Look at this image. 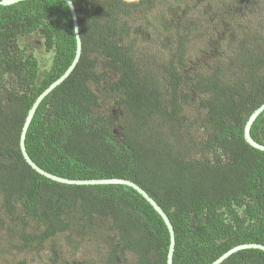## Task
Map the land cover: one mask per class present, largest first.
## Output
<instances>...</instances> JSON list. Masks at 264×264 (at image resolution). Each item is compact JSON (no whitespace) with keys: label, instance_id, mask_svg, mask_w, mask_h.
I'll use <instances>...</instances> for the list:
<instances>
[{"label":"trees","instance_id":"1","mask_svg":"<svg viewBox=\"0 0 264 264\" xmlns=\"http://www.w3.org/2000/svg\"><path fill=\"white\" fill-rule=\"evenodd\" d=\"M161 1L73 0L81 58L38 106L26 148L58 176L134 181L173 224L174 264H210L264 245V151L244 136L264 103V0H174L170 18L149 17ZM150 23L164 33L153 52ZM76 49L67 1L0 4V264H167L169 229L136 189L59 182L22 154L29 110ZM251 135L264 144V110ZM61 236L88 259L57 261ZM221 264H264V250Z\"/></svg>","mask_w":264,"mask_h":264},{"label":"water","instance_id":"2","mask_svg":"<svg viewBox=\"0 0 264 264\" xmlns=\"http://www.w3.org/2000/svg\"><path fill=\"white\" fill-rule=\"evenodd\" d=\"M22 0H0V4L2 5H10L13 3H17ZM70 6L72 16H73V22H74V28H75V34H76V39H77V49H76V54L74 57V60L72 61L71 65L68 67V69L63 73L61 77H59L57 80H55L53 83H51L35 100L33 103L31 109L28 112V115L25 119V122L22 127L21 135H20V148L22 151V154L26 161L39 173L45 175L48 178L57 180L59 182L63 183H69V184H108V183H113V184H125L132 186L134 189H136L139 193H141L156 209V211L162 216L164 219L169 232H170V245H169V250H168V259H167V264H174L173 262V257H174V252H175V245H176V237H175V230L173 227V224L167 215V213L164 211V209L158 204V202L151 197V195L140 185L135 183L134 181H131L129 179L125 178H118V177H113V178H92V179H71V178H66L62 176L55 175L53 173H50L46 171L45 169L41 168L39 165H37L32 158L30 157L27 148H26V134L27 130L30 126V123L35 115V112L40 105V103L43 101V99L58 85H60L65 79H67L70 74L73 72L75 69L76 65L78 64L81 54H82V39H81V34H80V28H79V20L77 16V10L75 7V4L73 0H65ZM264 110V103H262L249 117V119L246 122L245 128H244V136L246 141L252 145L253 147L263 150L264 151V144L259 143L257 140H255L252 135H251V127L258 115ZM247 248H258L261 250H264V245L260 243H242L238 244L231 249L227 250L224 252L220 257H218L216 260L211 262L210 264H221L226 258H228L231 254L242 250V249H247Z\"/></svg>","mask_w":264,"mask_h":264},{"label":"rangeland","instance_id":"3","mask_svg":"<svg viewBox=\"0 0 264 264\" xmlns=\"http://www.w3.org/2000/svg\"><path fill=\"white\" fill-rule=\"evenodd\" d=\"M191 1L192 0H188V2H190V3H191ZM174 4H175V1L174 0H163V1H161V3H157V7H154L152 9L151 13H149V17H152V15L155 14V15H158V17H162L163 19H167L169 17L167 15L168 14V11H169V10H167V8H168L169 5H174ZM179 13H181V14H179L180 16H183V12H179ZM189 18H194L195 19L196 18V15L190 14L189 15ZM141 23H142V26H145L147 24L145 20H142ZM148 28H150V32L153 30L152 31V35L150 37L151 38V51L152 52L153 51H157V49L160 46V42H161L160 41L161 40V37L160 36H163L164 33L162 32V33H160L161 35L155 36V34H157L156 31H158V28H155L152 23H150V26ZM153 32H155V33H153ZM205 41H206V39H201L198 42L199 46L198 47H195L194 46V50L197 51V52L199 50V52L201 53V51L204 50V49L202 50V48H204L206 46ZM37 54H38V56L40 58H42L43 61H48V58H50V54H47L44 51H37ZM224 210L227 211V209H224ZM5 245H6V241L3 242L2 247H5ZM60 245H62V246H60ZM57 246L60 248L59 249V253L61 254V256H59V258H57V261H59L61 258H70V259H76L75 262L76 261L77 262H81V260H83V259L86 260L89 257V256H87V257L85 256L86 253L83 252V250H80L78 252V254H76V255L75 254H72V247H71L70 244H68L66 242V240L64 239L63 236H61V238L60 237L58 238ZM91 251L94 252L93 251V247H91ZM14 252H16V251H14ZM50 254H51V252H50V250L48 248L45 249V251L42 253V257H43V262L44 263L49 258ZM19 255H22V254L15 253V255L10 256L9 258L10 259H18V256ZM27 256L29 257V262L30 263H33V262L36 263V261H33V259L34 260H37L40 257V255H37L36 253H33V252L27 253ZM1 259L2 258H0V260ZM91 262H93V261H91Z\"/></svg>","mask_w":264,"mask_h":264}]
</instances>
